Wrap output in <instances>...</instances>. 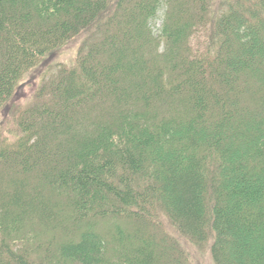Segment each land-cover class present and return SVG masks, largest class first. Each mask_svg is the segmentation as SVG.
I'll list each match as a JSON object with an SVG mask.
<instances>
[{
    "label": "trees",
    "instance_id": "1",
    "mask_svg": "<svg viewBox=\"0 0 264 264\" xmlns=\"http://www.w3.org/2000/svg\"><path fill=\"white\" fill-rule=\"evenodd\" d=\"M191 247L264 264V0H0V264Z\"/></svg>",
    "mask_w": 264,
    "mask_h": 264
},
{
    "label": "rangeland",
    "instance_id": "2",
    "mask_svg": "<svg viewBox=\"0 0 264 264\" xmlns=\"http://www.w3.org/2000/svg\"><path fill=\"white\" fill-rule=\"evenodd\" d=\"M216 3H218V0H216ZM161 25H162V19L161 18L157 19L154 22V26H155L156 30L158 28H160ZM77 49H78V44H76V43L70 44V45L66 46L65 48H63L59 54H56L57 56L54 55L53 61L55 60V62L57 61V62L70 63L71 61H73V59L77 55ZM43 72H44V70H43ZM33 79H35L37 81L36 82L34 81V83L31 85L25 84L24 90L21 91V94L18 97V100H20V99L24 100L25 98H29L31 96L34 88L36 86H38L40 79L35 74H32V75H29L26 78V80L24 81L25 83H28ZM191 250L193 251V259H194V262H192V264H214L210 254L208 252H204V253L202 252L199 254L198 249H196V247L195 248L191 247Z\"/></svg>",
    "mask_w": 264,
    "mask_h": 264
}]
</instances>
